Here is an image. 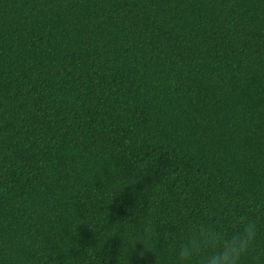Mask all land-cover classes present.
I'll return each mask as SVG.
<instances>
[{
    "label": "trees",
    "instance_id": "1",
    "mask_svg": "<svg viewBox=\"0 0 264 264\" xmlns=\"http://www.w3.org/2000/svg\"><path fill=\"white\" fill-rule=\"evenodd\" d=\"M240 215L264 264V0H0V264H156L147 219L203 264Z\"/></svg>",
    "mask_w": 264,
    "mask_h": 264
},
{
    "label": "clouds",
    "instance_id": "2",
    "mask_svg": "<svg viewBox=\"0 0 264 264\" xmlns=\"http://www.w3.org/2000/svg\"><path fill=\"white\" fill-rule=\"evenodd\" d=\"M233 222L237 230L226 235L218 226L212 224H193L188 227L186 241L178 250V257L181 262H186L198 256L204 250H210L203 264H241L242 258L255 246L257 239V223L246 216H233ZM154 225L151 219L144 222L141 237L135 242L134 250L138 252V259L144 260L148 253L156 256V264H159L156 246L153 238ZM123 247L128 240V233L121 232ZM142 244L143 250L137 249ZM121 249V252L123 250Z\"/></svg>",
    "mask_w": 264,
    "mask_h": 264
}]
</instances>
